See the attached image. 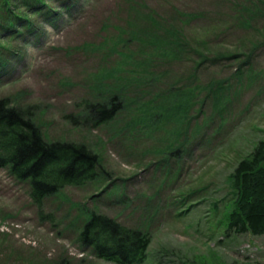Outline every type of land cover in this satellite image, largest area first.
I'll list each match as a JSON object with an SVG mask.
<instances>
[{"label": "rangeland", "instance_id": "1", "mask_svg": "<svg viewBox=\"0 0 264 264\" xmlns=\"http://www.w3.org/2000/svg\"><path fill=\"white\" fill-rule=\"evenodd\" d=\"M148 14L182 32L179 56L154 53L159 40L133 43L132 32L150 33ZM9 45L22 58L0 99L28 111L48 141L85 144L100 168L41 208L0 169V264H114L80 240L91 213L145 233L143 264H264V235L226 231L231 175L264 141V0H81L38 42ZM142 60L156 77L139 98L169 105L184 94L186 117L128 100L113 122L83 123L98 83Z\"/></svg>", "mask_w": 264, "mask_h": 264}, {"label": "trees", "instance_id": "2", "mask_svg": "<svg viewBox=\"0 0 264 264\" xmlns=\"http://www.w3.org/2000/svg\"><path fill=\"white\" fill-rule=\"evenodd\" d=\"M80 3L81 0H0V84L22 58V48L13 49L9 44L38 42L47 27L69 16ZM146 19L150 33L132 32L133 43L149 49L148 46L159 40L153 47L154 53L163 57L179 56L185 46L182 32L165 25L153 14H148ZM137 63L128 76L98 83L100 96L82 103L83 123L99 127L113 122L127 107L128 100L134 105H160L159 118L166 117L161 114L163 111L169 114L170 120L180 121L186 117L188 103L182 98L184 94L172 93L169 105L158 97L156 100L160 102L149 104L139 98L156 75L152 61ZM132 89L136 92H130ZM131 95L134 99L127 98ZM72 122L76 124L77 119ZM99 168L98 155L85 144L48 141L28 111L13 106L7 98L0 99V169H6L16 181L28 185L30 198L38 208L44 199L57 195L66 186L94 181ZM231 187L233 208L227 216V233L264 235V141L238 163L231 175ZM79 236L98 259L114 264H143L145 261L148 236L106 216L91 213Z\"/></svg>", "mask_w": 264, "mask_h": 264}]
</instances>
